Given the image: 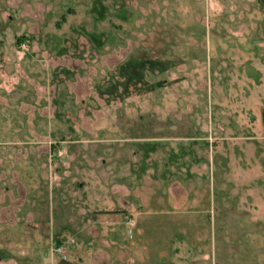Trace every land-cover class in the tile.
<instances>
[{
	"label": "rangeland",
	"instance_id": "rangeland-1",
	"mask_svg": "<svg viewBox=\"0 0 264 264\" xmlns=\"http://www.w3.org/2000/svg\"><path fill=\"white\" fill-rule=\"evenodd\" d=\"M262 154L264 0H0V264H264Z\"/></svg>",
	"mask_w": 264,
	"mask_h": 264
},
{
	"label": "crops",
	"instance_id": "crops-1",
	"mask_svg": "<svg viewBox=\"0 0 264 264\" xmlns=\"http://www.w3.org/2000/svg\"><path fill=\"white\" fill-rule=\"evenodd\" d=\"M262 155H264V154H262ZM261 161H262V164H260L259 166L257 165L258 171H256V172L253 171V175H251V177L243 175V178H242L243 183H245V184H247L248 178H250L252 185L256 183L255 186L253 185V187L244 188V190L248 191V193L251 194L252 197L254 196V200H255V198L260 200L259 203H253L251 207L247 208V212H244V213L239 212L238 213L240 215H244L241 217V219L244 220V223L245 222H248V223H250V222H252V223L264 222V184H262V185L260 184V174L263 172L262 170H264V156L261 157ZM220 199H222V197ZM226 201L227 200L223 198L222 204L224 205ZM244 201H245V199H244ZM261 201H262V203H261ZM241 205H243V204H241ZM142 213H144V212L141 211L140 214H142Z\"/></svg>",
	"mask_w": 264,
	"mask_h": 264
}]
</instances>
